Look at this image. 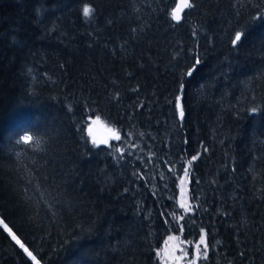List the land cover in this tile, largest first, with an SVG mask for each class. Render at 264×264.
<instances>
[{
  "label": "trees",
  "instance_id": "obj_1",
  "mask_svg": "<svg viewBox=\"0 0 264 264\" xmlns=\"http://www.w3.org/2000/svg\"><path fill=\"white\" fill-rule=\"evenodd\" d=\"M184 2L0 0V264H264V0Z\"/></svg>",
  "mask_w": 264,
  "mask_h": 264
},
{
  "label": "rangeland",
  "instance_id": "obj_2",
  "mask_svg": "<svg viewBox=\"0 0 264 264\" xmlns=\"http://www.w3.org/2000/svg\"><path fill=\"white\" fill-rule=\"evenodd\" d=\"M89 130V134L91 138L96 139L95 133L93 132V128H100L101 135L103 136V141H107V143H103L105 145H109L112 139H115V135L117 134L116 130L113 126L107 124L106 122L100 119H94L90 121L87 125ZM92 139V140H94ZM177 199L179 205H184L183 209L189 208L188 196H187V175L184 173L179 177L177 182ZM1 225L4 229L9 233V231L5 228V224L1 221ZM10 234V233H9ZM11 235V234H10ZM199 244V251L197 250V245ZM203 243H201V239H199L196 243H194V248L191 251V256L187 253V243L183 240L179 239L176 235L170 234L165 241L163 242L161 248L158 250V259L161 264H189L190 261H197L198 257L203 254ZM26 253V252H25ZM27 255V253H26ZM28 256V255H27ZM29 257V256H28ZM29 259L34 263L31 257Z\"/></svg>",
  "mask_w": 264,
  "mask_h": 264
},
{
  "label": "snow or ice",
  "instance_id": "obj_3",
  "mask_svg": "<svg viewBox=\"0 0 264 264\" xmlns=\"http://www.w3.org/2000/svg\"><path fill=\"white\" fill-rule=\"evenodd\" d=\"M183 6H184V7H191V4L187 3V0H185ZM93 11H94V9H92V8H91L90 6H88V5H85V6L83 7V15H84L86 18H90L91 15H92V13H93ZM178 11H179V9H173V12H172V18H173L174 20H177V21L180 19V16L177 14ZM242 36H243V33H242L241 31H237V32H235V36H234V38H233L232 41H231L232 45H233V46H236L237 43L241 40ZM197 63H199V61H197ZM179 99H180V98L178 97V98H177V105H176V106H177L178 109H180V112H179L180 117L183 118L184 113H183V109L181 108V105H180V103H179ZM252 111L255 112L256 109H252ZM115 138H116V139H119L120 137H119L118 134H116V135H115ZM92 142H93L94 145H98V142H97V141L93 140ZM103 143L106 144L107 141H104ZM196 159H197V156H193V157H191V160L188 161L189 166H190L191 163H192L193 161H195ZM184 171H185V173H187L188 169L185 168ZM181 206L184 207V205H181ZM186 210H190V209H186ZM5 228L7 229V225H5ZM7 230H8L9 233L11 234V238H12V240L15 241V243L18 244V245L24 250V252H26L27 255H28L29 257L32 258L33 261H36V257L32 254L31 251H29V250L24 246V244L21 243V241L16 237L15 234L11 233V229H7ZM201 231L203 232V230H201ZM203 240H204V237H203V235H202V236H201V243H203ZM205 249H206V246H205ZM197 250L199 251V244L197 245ZM204 255H205V257L207 256V251H206V250H205V252H204ZM36 264H39V262L37 261ZM189 264H195V261H194V260H193V261H190Z\"/></svg>",
  "mask_w": 264,
  "mask_h": 264
},
{
  "label": "water",
  "instance_id": "obj_4",
  "mask_svg": "<svg viewBox=\"0 0 264 264\" xmlns=\"http://www.w3.org/2000/svg\"><path fill=\"white\" fill-rule=\"evenodd\" d=\"M93 132L95 133L97 142L101 143L103 141V136L101 135L100 128H93Z\"/></svg>",
  "mask_w": 264,
  "mask_h": 264
}]
</instances>
